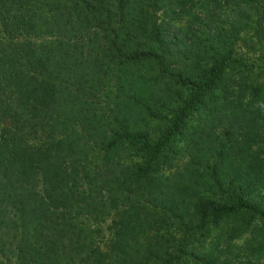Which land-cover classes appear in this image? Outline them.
Wrapping results in <instances>:
<instances>
[{"label":"trees","instance_id":"1","mask_svg":"<svg viewBox=\"0 0 264 264\" xmlns=\"http://www.w3.org/2000/svg\"><path fill=\"white\" fill-rule=\"evenodd\" d=\"M254 65L264 0H0V264H264Z\"/></svg>","mask_w":264,"mask_h":264},{"label":"rangeland","instance_id":"2","mask_svg":"<svg viewBox=\"0 0 264 264\" xmlns=\"http://www.w3.org/2000/svg\"><path fill=\"white\" fill-rule=\"evenodd\" d=\"M253 61L254 59L251 58L249 63H252ZM252 67L253 68L240 69L239 70L240 74L238 73L239 71H237V74L240 75V78L241 77L246 78V85L252 84L254 88H258V89L260 88L261 91H263L264 93V69H259L257 65H254ZM217 91L215 93V96H217V94L220 92V90L218 92ZM242 243H243V239L237 242L238 245H241Z\"/></svg>","mask_w":264,"mask_h":264}]
</instances>
